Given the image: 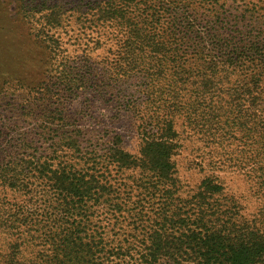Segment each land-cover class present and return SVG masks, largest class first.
I'll return each instance as SVG.
<instances>
[{"label":"trees","instance_id":"16d2710c","mask_svg":"<svg viewBox=\"0 0 264 264\" xmlns=\"http://www.w3.org/2000/svg\"><path fill=\"white\" fill-rule=\"evenodd\" d=\"M262 3L263 13L253 0H91L96 20L122 30L118 65L166 81L150 83L159 105L144 119L137 153L118 140L101 161L98 151L83 150L80 131L62 130L53 140L63 142L62 156L72 149L78 160L56 162L57 148L30 152L21 138L0 161V264H260L264 221L241 219L239 202L217 177L181 197L174 155L176 115L216 135L227 114L229 131L249 129L241 165L264 196ZM63 14L61 7V23ZM126 169H138L140 181L112 175ZM109 213L122 241L102 223Z\"/></svg>","mask_w":264,"mask_h":264},{"label":"rangeland","instance_id":"374dc122","mask_svg":"<svg viewBox=\"0 0 264 264\" xmlns=\"http://www.w3.org/2000/svg\"><path fill=\"white\" fill-rule=\"evenodd\" d=\"M90 1L0 0V161L17 150L14 145L21 144V138L30 144L24 146L27 151L48 148L51 153L57 148L52 153L59 156L56 162L65 157L78 160L72 149L62 156L63 142L53 140L55 132L62 130L80 131L83 150L98 151L101 161L118 140L128 151H139L144 119L159 105L157 97L151 100L150 83L163 79L147 75L140 67L125 72L124 63L118 65L122 30L117 21L96 20ZM253 1L263 13V0ZM260 13L256 15L264 21ZM165 82H159L158 88ZM226 119L227 114L213 135L204 124L176 115L180 144L174 161L180 196H192L205 177H217L225 193L239 202L241 219L259 223L264 221V196L253 171L241 165L248 160L249 153L243 150L250 147L245 144L249 129L231 125L229 131L232 123ZM249 144L254 147V139ZM112 175L129 184L140 181L138 169L114 170ZM138 192L134 188L133 199ZM114 222L111 213L103 216L111 237L119 228L112 229ZM126 224L123 221L121 226ZM125 236L115 235L121 241Z\"/></svg>","mask_w":264,"mask_h":264}]
</instances>
